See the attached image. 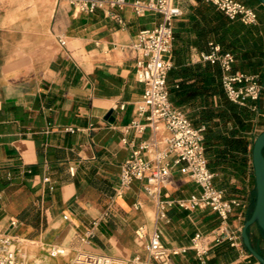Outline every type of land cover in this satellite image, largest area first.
I'll list each match as a JSON object with an SVG mask.
<instances>
[{"label":"crops","instance_id":"0c3cea01","mask_svg":"<svg viewBox=\"0 0 264 264\" xmlns=\"http://www.w3.org/2000/svg\"><path fill=\"white\" fill-rule=\"evenodd\" d=\"M132 1L86 12L70 0H0V229L21 236L18 246L32 263L68 264L78 250L123 257L145 254L153 232L166 245H189L196 231L207 233L221 225L210 207L186 209L174 204L167 217H158L157 203L142 179H135L122 195L116 194L121 164L151 134L150 128L143 133L125 130L144 93L136 74L139 53L131 44L140 30L162 19L154 11L138 14ZM241 1L257 9V24H262L261 1ZM179 2L183 13L175 21V31L181 30V38L174 37L171 81L170 71L168 75L171 99L194 124L206 125V155L216 185L227 197L245 200L227 222L241 235L256 202L252 152L256 136L264 130V117L237 103V114L228 119L217 114L223 105L208 90L206 64L219 63L203 60L201 53L209 50L211 41H218L209 40L202 48L199 0ZM228 50L237 55L236 69L254 72L259 58L257 68L264 67V56L257 52L244 47ZM180 81L189 87L191 101L180 102L171 90ZM219 81L222 85L221 74ZM209 110L214 117L202 122V113ZM70 126L75 129H67ZM172 178L163 189L164 197L200 191L178 167ZM12 218H19L18 226H10ZM94 219H98L95 235L82 239ZM142 225L146 232L140 237L136 230ZM249 234L253 246L264 253V233L258 224L249 228ZM49 243L67 247L68 253L49 256ZM174 260L196 264L195 250ZM205 264L261 263L241 237L237 245L230 240L215 244Z\"/></svg>","mask_w":264,"mask_h":264},{"label":"built area","instance_id":"2783aa9c","mask_svg":"<svg viewBox=\"0 0 264 264\" xmlns=\"http://www.w3.org/2000/svg\"><path fill=\"white\" fill-rule=\"evenodd\" d=\"M180 0H133L132 6L138 14L147 11L158 12L162 19L154 27L144 28L131 44L139 56L136 60V74L144 84L142 99L137 104L135 117L125 126L126 131L143 133L151 129L148 138L141 141L121 164L116 194L122 195L135 180H145L146 192L155 199L158 217H167V209L177 204L186 209L210 207L221 218V225L210 232L196 231L189 245H166L158 233L149 235L145 254L136 253L129 257L112 255L100 251L78 250L68 264H176L174 257L195 250L196 264H205L210 250L215 244L230 240L233 245L241 242L238 230L230 229L229 215L237 207H244L242 197H227L225 190L216 185L215 173L210 169L205 147L206 125L193 123L191 118L172 99L168 83L169 71L173 67L172 48L175 37V21L183 13ZM215 5L230 19H239L247 25L258 23V11L241 0H204ZM79 10L93 12L99 8L123 7L127 0H70ZM62 44L66 41L60 36ZM205 61L217 62L221 67V82L226 96L239 105L249 106L262 115L264 101V76L259 72L236 69L237 55L224 50L218 42L211 41L209 50L201 53ZM67 129L74 130V127ZM166 130L167 133L160 135ZM128 142L127 138L123 139ZM175 167L187 173L200 187V191L189 196L169 198L163 196V189L172 183ZM74 173V167H71ZM52 188V186H51ZM109 211L104 213L108 216ZM65 217H67L65 215ZM20 223L12 218L11 227ZM98 219H94L86 229L82 239L95 235ZM140 237L145 236V226L136 230ZM20 235L10 230L0 229V264H40L30 262L26 252L18 246ZM49 256H63L67 247L49 243L46 245Z\"/></svg>","mask_w":264,"mask_h":264},{"label":"trees","instance_id":"16d2710c","mask_svg":"<svg viewBox=\"0 0 264 264\" xmlns=\"http://www.w3.org/2000/svg\"><path fill=\"white\" fill-rule=\"evenodd\" d=\"M196 12L201 15L204 26L201 35V47L206 48L209 40H217L224 50L239 47H244L249 52L256 53L264 56V20L260 15L262 24L247 25L239 19H227L223 12L215 7V5L208 3L204 0H199V4L196 7ZM175 37L181 38V30L175 31ZM261 59L259 58L256 63L259 64ZM256 64V65H257ZM206 72L208 74L207 81L209 82L208 90L211 94L219 97L218 102L223 105L222 110L217 113L221 118L228 119L230 115L237 114L239 110L238 105L231 101L225 94L224 89L219 81L221 74L218 64L214 66L209 63L206 64ZM255 65L254 70L257 71ZM175 73L173 67L170 70L171 77ZM171 90L174 91L181 102H188L191 99L188 96L189 87H185L183 82H178V86H172ZM246 112V111H245ZM247 114V113H246ZM214 117V111L209 110L202 113L200 120L207 122ZM196 124V123H195ZM250 216V215H249ZM264 255L263 252L259 251Z\"/></svg>","mask_w":264,"mask_h":264},{"label":"water","instance_id":"95a60500","mask_svg":"<svg viewBox=\"0 0 264 264\" xmlns=\"http://www.w3.org/2000/svg\"><path fill=\"white\" fill-rule=\"evenodd\" d=\"M264 5V0H260ZM110 111L108 117L111 115ZM255 180H256V202L250 216L245 220L241 229L243 243L257 261L264 264V255L252 244L249 228L258 224L264 233V130L255 138L252 152Z\"/></svg>","mask_w":264,"mask_h":264},{"label":"rangeland","instance_id":"374dc122","mask_svg":"<svg viewBox=\"0 0 264 264\" xmlns=\"http://www.w3.org/2000/svg\"><path fill=\"white\" fill-rule=\"evenodd\" d=\"M254 72H259V73H261L262 76H264V67H261V68L257 69V71H254ZM261 106H262V111L264 112V101H262ZM262 117H264V116L260 115L261 119H262ZM259 124H261V122H259ZM23 230L24 231H30L29 229H23ZM252 235H253V238H254V240L256 242V236H257L256 232L253 231ZM261 237L263 239L262 244L264 245V235L261 234ZM46 253H47V251H46ZM38 262H42L41 258L38 259Z\"/></svg>","mask_w":264,"mask_h":264}]
</instances>
